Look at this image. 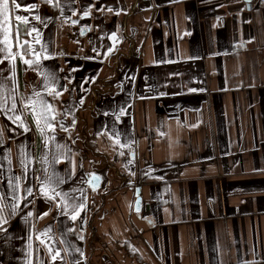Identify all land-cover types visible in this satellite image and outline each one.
I'll use <instances>...</instances> for the list:
<instances>
[{
  "label": "crops",
  "instance_id": "0c3cea01",
  "mask_svg": "<svg viewBox=\"0 0 264 264\" xmlns=\"http://www.w3.org/2000/svg\"><path fill=\"white\" fill-rule=\"evenodd\" d=\"M0 61V264H264V0H0Z\"/></svg>",
  "mask_w": 264,
  "mask_h": 264
},
{
  "label": "snow or ice",
  "instance_id": "6c2138e0",
  "mask_svg": "<svg viewBox=\"0 0 264 264\" xmlns=\"http://www.w3.org/2000/svg\"><path fill=\"white\" fill-rule=\"evenodd\" d=\"M8 6H9V0H2V9H3V13L5 15H7V11H8ZM17 7L19 5H16ZM17 19H20L19 17H17ZM0 63H2V61H0ZM0 75H2V72H0ZM49 95H53V98H55V96L59 95L60 93L58 92H49ZM45 103V112L48 115H44V119H45V123L48 127H51V124L49 123V121H54L55 120V116L52 115V108L51 105L48 102H44ZM16 104V99L15 97H12L11 100H9V97L7 95H5L2 91H0V114H3L5 116H7L8 111H12V112H16L17 108L15 107ZM22 107L25 108H29V109H33V104L29 103V104H25L22 105ZM9 119H11V117H9ZM33 119H34V123L36 124L37 130L40 132L41 136H43L44 134V127H41L40 125V116H37L33 110ZM16 120H19L20 123L17 125L18 127H20L24 132L29 131V128L24 127V120L21 119L20 115L16 116ZM15 122V121H14ZM54 130V129H53ZM45 146H47V142H45ZM31 161L27 160V154H24V159L20 160V165L22 170H26L29 165H30ZM3 165L0 164V168H2ZM14 179H18L16 177H10L9 178V183H8V187L12 190L9 193H4L3 192V188L0 187V200H7L9 196H11L13 199H19V197L16 195V193L19 191V185L18 184H13L12 180ZM41 184H43L44 182L41 181ZM54 191V189H53ZM25 192L28 195H31V191L29 189H25ZM46 197H47V190L43 193ZM4 207H15V205H7L5 204ZM72 219L75 220L76 216L73 215ZM56 257L53 256V259H55Z\"/></svg>",
  "mask_w": 264,
  "mask_h": 264
},
{
  "label": "water",
  "instance_id": "95a60500",
  "mask_svg": "<svg viewBox=\"0 0 264 264\" xmlns=\"http://www.w3.org/2000/svg\"><path fill=\"white\" fill-rule=\"evenodd\" d=\"M244 1L247 4L248 8H250V4L252 3L253 0H244ZM91 185L93 188H96L99 185V180L96 177H92ZM140 206H141V200H138L137 209H139Z\"/></svg>",
  "mask_w": 264,
  "mask_h": 264
}]
</instances>
